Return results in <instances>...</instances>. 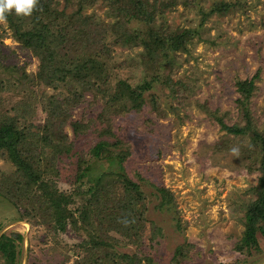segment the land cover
<instances>
[{"label": "trees", "instance_id": "trees-1", "mask_svg": "<svg viewBox=\"0 0 264 264\" xmlns=\"http://www.w3.org/2000/svg\"><path fill=\"white\" fill-rule=\"evenodd\" d=\"M157 1L159 6H156ZM193 1L104 0L105 16L112 20L101 23L94 19V14L82 13L94 4V0H39L38 10L31 16H17L14 10L7 15L5 24L11 37L39 60L40 71L36 78L52 88H62V98L60 105L53 95L42 101L46 103L42 107L46 116L42 126L34 132L20 120L31 116L30 105L22 102L10 108L13 114L7 111L0 114V158L14 166L9 174L0 172V196L12 210V219L27 220L32 226L45 228L46 235L51 238L48 240L41 235V242L54 241L53 247L63 254V261L71 260V264H153L141 247L145 238L152 241L156 234H161V229L145 215L148 197L140 181L125 171L130 146L117 135L113 126L115 116L129 111L142 112L150 80L143 79L133 86L117 78L110 85V46H140L137 54L142 65L145 69L156 70V64L165 60L169 52L186 51L193 37H200L198 28L207 17L214 13L225 14L238 2L218 0L206 10L199 8L197 27L170 30L164 21L156 23V13L162 17L165 10L180 4L191 7ZM108 33L110 46L104 42ZM26 79L24 71L0 60V90L24 85ZM253 80L254 76L233 82L240 108L235 121L228 123L218 115V108L211 109L198 102L220 130L232 135L231 138L225 135L221 144L215 145L216 150L222 146L227 152L235 149L240 165L256 177L255 183L248 188L252 196L238 206L243 228L233 249L244 256L259 249L257 234L264 239V123L256 126L243 104L250 96ZM88 91L94 98L101 99L99 122L90 118L89 121L67 123L69 110L84 102ZM151 104L153 111L157 109L155 102ZM156 111L157 116H164L161 109ZM65 123L74 137L89 131L95 124L101 128L92 127L96 139L86 156H79L73 167L72 181L63 187L59 182L58 165L63 161L62 156L73 152V143L64 132ZM93 161L105 162L109 167L99 169L92 165ZM145 185L153 188L151 195L155 202L152 207L160 213L171 214L176 228H181L178 211L173 208L172 193L150 180ZM147 222L150 224L148 235ZM21 240L19 232L0 233V264H20ZM129 245L136 250H119ZM188 246L187 242L177 245L171 260L178 264L187 258Z\"/></svg>", "mask_w": 264, "mask_h": 264}, {"label": "rangeland", "instance_id": "rangeland-1", "mask_svg": "<svg viewBox=\"0 0 264 264\" xmlns=\"http://www.w3.org/2000/svg\"><path fill=\"white\" fill-rule=\"evenodd\" d=\"M216 1L194 0L191 7L180 4L165 10L162 17L156 13L155 21H164L170 30L197 27L199 8L206 10ZM227 1L238 2L225 14L214 13L207 17L198 28L200 37L195 35L186 45V51L169 52L165 60L156 64L154 72L142 65L137 54L140 46L111 45L109 33L104 38V42L111 45L110 85L117 78L133 86L143 79L150 80L142 112L129 111L115 116L113 126L117 135L130 146L125 171L140 181L148 197L145 215L161 229V234H156L152 241L145 238L141 247L153 264H177L171 260L172 253L184 242L190 244L185 250L187 258L178 264H264V239L260 234H257L259 249L251 255L244 256L233 249L243 228L238 206L252 196L248 188L255 183L256 177L240 165L234 150L227 152L224 146L216 150L215 145L221 144L225 135L228 138L232 135L220 130L215 120L198 105L199 102L211 109L218 108V115L225 121H235L240 108L233 82L254 76L250 96L247 102L242 101L256 126L264 123V0ZM105 4L104 0H94V4L82 13L94 14L99 23L111 21V17L105 16ZM0 60L27 75L24 85L0 90V114L6 111L13 114L10 108L22 102L30 105L31 116L20 120L34 132L42 126L46 116L42 109L46 103L42 101L53 95L60 105L62 88H52L36 78L40 71L38 58L19 46L5 23L0 24ZM19 88L21 90H17ZM83 101L69 110L67 123L89 121L90 118L99 122L101 99L94 98L88 91ZM151 102L164 112L163 117L156 115L158 111L152 110ZM63 128L73 143V152L62 156L63 161L58 165L59 182L65 187L69 180L72 181L77 159L81 154L86 156L94 143L96 132L89 128L74 137L67 124ZM96 128L100 129L101 125ZM92 165L99 169L109 167L98 161H93ZM13 167L0 158V172L9 174ZM147 180L162 184L172 193L173 208L178 211L181 228H176L171 214L160 213L152 207L155 202L151 195L153 188L145 185ZM12 214L0 196V233L22 234L20 264H71V260L63 261V254L53 247L54 241H48L51 236L46 235L42 225L32 226L27 220H14ZM149 226V222L145 223L146 235ZM41 235L48 237L45 243L41 242ZM119 250L136 249L129 245Z\"/></svg>", "mask_w": 264, "mask_h": 264}, {"label": "clouds", "instance_id": "clouds-1", "mask_svg": "<svg viewBox=\"0 0 264 264\" xmlns=\"http://www.w3.org/2000/svg\"><path fill=\"white\" fill-rule=\"evenodd\" d=\"M38 7L39 0H0V24L7 22V15L13 10L17 16L27 17Z\"/></svg>", "mask_w": 264, "mask_h": 264}]
</instances>
